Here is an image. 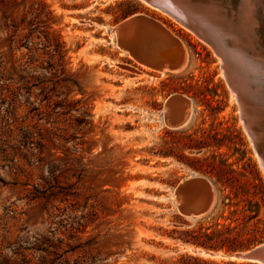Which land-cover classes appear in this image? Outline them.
Here are the masks:
<instances>
[{
	"label": "rangeland",
	"instance_id": "rangeland-1",
	"mask_svg": "<svg viewBox=\"0 0 264 264\" xmlns=\"http://www.w3.org/2000/svg\"><path fill=\"white\" fill-rule=\"evenodd\" d=\"M254 4L256 30L234 36L259 68L245 76L264 133V0ZM136 14L186 48L184 68L177 54L159 74L146 42L119 41L113 30ZM172 96L186 100L173 108ZM232 96L212 48L141 0H0V264H257L187 250L264 242V169Z\"/></svg>",
	"mask_w": 264,
	"mask_h": 264
},
{
	"label": "water",
	"instance_id": "water-1",
	"mask_svg": "<svg viewBox=\"0 0 264 264\" xmlns=\"http://www.w3.org/2000/svg\"><path fill=\"white\" fill-rule=\"evenodd\" d=\"M141 1L147 6L154 7L166 13L171 19H174V21L185 29H188L198 39L211 47L214 53L220 58L221 68L226 82L238 103L240 119L243 121L244 128L264 169V133L261 129V122L259 121V111L254 102L255 94L252 91L248 79H246L242 65V62H245V55L238 47V39L232 36L235 34L233 29H237V25L227 20V12L224 7V3H226L231 6V9L235 10L240 4V0ZM126 20L122 22V30L137 26L138 20ZM229 31L231 33L233 32L232 35H228L230 33ZM182 124V121L179 119L173 122L174 128H180ZM226 255L229 258H235L241 262L264 264V242L248 251L229 253Z\"/></svg>",
	"mask_w": 264,
	"mask_h": 264
},
{
	"label": "bare ground",
	"instance_id": "bare-ground-1",
	"mask_svg": "<svg viewBox=\"0 0 264 264\" xmlns=\"http://www.w3.org/2000/svg\"><path fill=\"white\" fill-rule=\"evenodd\" d=\"M256 1V0H255ZM255 1L254 0H240V4H239V6L236 8V10H237V12H239L240 13V15L238 16V17H236V20L238 21H236V24H237V29L235 28V29H233L234 31L233 32H235L236 34H238L239 35V37L241 36V37H243L244 38V40L247 42V40L245 39V37L247 36V34H253L252 32L254 31V30H256V20H255V18L253 17V15H255L256 16V9H255ZM261 1V0H260ZM257 3H258V1H257ZM260 3V2H259ZM259 3H258V6H259ZM264 5V4H263ZM150 7V6H149ZM151 8H153V9H155V10H157V11H160L161 13H163V14H165V15H167L166 13H164V12H162L161 10H159V9H156V8H154V7H151ZM168 16V15H167ZM143 17H145L144 15H142V14H136V15H133L132 17H130L129 19H127L126 21H131V20H138V23H137V26H135L134 28H133V26L132 27H130L129 29H125V30H122L121 29V25H122V23L121 24H119L118 26H116L115 27V29L113 30V33L115 34V35H117V37H118V39H119V41L121 42V43H123V44H125V46L126 47H128L127 45H132V46H136L137 47V49L139 50V48H140V46H143V44H144V42H146V44H147V46L146 47H148V49L147 48H145L144 46V48L146 49H142V47L140 48L141 49V51L142 52H144V50L147 52L146 54L148 55L147 57H148V61H145V62H143L146 66L145 67H147V68H152L153 67V69H154V66H153V64H160V66L159 67H157L156 68V66H155V68L156 69H158V71L159 72H161V73H159V74H165L164 72L165 71H170V69H172L173 67H171L169 64H167L168 63V60L170 61L171 59H173L174 57V55H177V54H179L177 57L180 59V62L182 61V65L180 66H177L175 69V71L177 72L178 70H180V69H182V68H184V66H185V62H187V61H185V60H187L186 59V48L184 47V46H181L180 44H179V42L176 40V38H174V36L167 30L168 28H166V30L164 29V28H162V26H161V24H160V26L159 25H157L156 23H154V22H152V21H150V20H147V19H145V18H143ZM147 17V16H146ZM256 18H257V16H256ZM152 20V19H151ZM154 20V19H153ZM174 20V19H173ZM125 21V22H126ZM261 26V25H260ZM263 26V25H262ZM253 27L255 28V29H253ZM252 28V29H251ZM264 28V27H263ZM259 29V28H258ZM188 30V29H187ZM230 33H228V35L229 34H231L232 35V33H231V31H229ZM260 33V32H259ZM262 34V33H261ZM234 38H235V36L234 35H232ZM231 39V38H230ZM179 40V39H178ZM232 40V39H231ZM243 40V41H244ZM251 40V39H250ZM250 40H248V41H250ZM263 41V40H262ZM259 42H261V41H259ZM241 43H242V41H241ZM246 44H248V43H246ZM261 44V43H260ZM259 44V45H260ZM145 45V44H144ZM249 45V44H248ZM263 45V44H262ZM243 47H244V45H242ZM241 46V47H242ZM256 47L255 48H257V46L258 45H255ZM119 47H121L120 46V44H119ZM139 47V48H138ZM238 47H240L239 45H238ZM246 47V46H245ZM244 47V48H245ZM185 48V49H184ZM261 48H262V46H261ZM123 49V48H122ZM134 49V48H133ZM186 51L185 53L183 52L184 50ZM242 49V48H241ZM259 49V48H258ZM264 49V48H263ZM127 50V49H126ZM138 50H137V52H138ZM245 50V49H244ZM262 50V49H261ZM133 51V50H132ZM254 51V50H253ZM256 51V50H255ZM243 52V51H242ZM250 52V51H249ZM258 52V51H257ZM256 52V53H257ZM129 53V52H128ZM139 53V52H138ZM183 53H184V55H183ZM247 53V52H246ZM256 53H254V56L256 55ZM139 54H141V53H139ZM143 54V53H142ZM141 54V55H142ZM251 54V53H250ZM264 54V53H263ZM136 55V54H135ZM145 55V54H144ZM144 55H142V56H144ZM245 55V54H244ZM259 55V54H258ZM262 55V54H261ZM260 56V55H259ZM177 57L175 56V58L177 59ZM140 58V57H139ZM143 58V57H142ZM179 59H178V61H179ZM244 59H245V62H242V65H243V67H244V71H245V73H247L246 71H247V69H248V71L249 72H252V71H258L259 70V68H258V66L255 64V63H253V64H251V63H249V61L250 60H247L245 57H244ZM146 60V59H145ZM175 60V59H174ZM258 60V59H257ZM177 61V62H178ZM141 62V61H140ZM176 61H175V64L177 63ZM179 62V63H180ZM174 63V62H173ZM189 63V62H188ZM258 63V62H257ZM261 63H264V62H261ZM172 64V63H171ZM259 65V64H258ZM263 65V64H262ZM142 66H143V64H142ZM158 66V65H157ZM263 68V67H262ZM146 69V68H145ZM264 70V69H263ZM262 70V71H263ZM149 71V70H148ZM151 71V70H150ZM173 71H174V68H173ZM183 71V70H182ZM152 72V71H151ZM181 72V71H180ZM158 73V72H157ZM261 75V74H260ZM249 77L251 78V75H249ZM263 77H264V75H263ZM248 78V77H247ZM246 78V79H247ZM255 78H256V75H255ZM258 78H260V77H258ZM257 79V78H256ZM257 82H258V79H257ZM260 82H261V80H260ZM250 83V82H249ZM261 84V83H260ZM251 85V84H250ZM252 88V91H253V93L255 92L254 90H253V87H251ZM262 88V87H261ZM263 89V88H262ZM264 91V90H263ZM255 94V93H254ZM262 94V93H261ZM180 96V95H179ZM173 97V96H172ZM176 97H177V95H176ZM184 97V96H183ZM234 99H235V95L233 94V96H232ZM177 98H179V97H177ZM175 99L174 97L172 98V99H175V100H172V99H170L171 100V102L170 101H168V102H170V104H172L173 102H177L178 101V99ZM181 99V98H180ZM184 100H186V99H184ZM183 100V101H184ZM183 101L181 102H179L180 104L181 103H183ZM262 101V100H261ZM168 102H167V105H168ZM188 101H186V103H187ZM188 103H190V102H188ZM169 104V105H170ZM175 104V103H174ZM176 104H178V103H176ZM180 104H178L177 106L179 107V105ZM191 105V104H190ZM172 106H173V104H172ZM176 106V108L177 109H175V110H177L178 111V109L179 110H181V108H183L184 107V105L182 104V106H181V108L179 107H177ZM192 106V105H191ZM170 106H168V108H169ZM173 108H175V106H173ZM188 108V107H187ZM189 108H192V107H189ZM188 108V109H189ZM184 109V108H183ZM182 109V110H183ZM260 109V108H259ZM182 110H181V112H180V118H182L181 117V115H183L182 114ZM185 110V109H184ZM183 110V111H184ZM170 111V110H169ZM166 112V111H165ZM168 112V111H167ZM166 112V113H167ZM169 113V112H168ZM174 113V112H173ZM175 113H177V112H175ZM184 113V112H183ZM172 114V113H171ZM172 115H174V114H172ZM171 115V117L173 118L174 116H172ZM189 115L190 114H188V117H189ZM262 115V114H261ZM177 116V115H176ZM175 116V117H176ZM170 117V118H171ZM178 117V118H179ZM261 117V116H260ZM172 118H171V121H172ZM187 118V117H186ZM173 119H176V118H173ZM182 120H183V118H182ZM187 120V119H186ZM168 121H170V120H168ZM185 122V121H184ZM186 123V122H185ZM170 124H172V127H174L173 126V123H170ZM205 181V180H204ZM184 185H185V182L183 183ZM204 184V183H203ZM190 185V184H189ZM210 185V184H209ZM207 186V185H206ZM186 188V187H185ZM196 188V187H195ZM212 189V188H211ZM182 191H183V189H181ZM188 190V189H187ZM208 190V189H207ZM213 190V189H212ZM181 191V192H182ZM189 191H190V189H189ZM204 191V190H203ZM185 192V191H184ZM190 192H192V191H190ZM190 192H188V193H190ZM207 193V192H206ZM213 192L211 191V194H212ZM182 194V193H181ZM193 194V193H192ZM189 195H191V194H189ZM209 197H210V195H208ZM184 197V196H183ZM190 197V196H189ZM205 197V196H204ZM208 197V198H209ZM213 197V196H212ZM186 198V197H185ZM184 198V199H185ZM191 198H192V196H191ZM189 199V200H187V201H192V199ZM202 198V197H201ZM206 198V197H205ZM207 199V198H206ZM179 201H181V203H185V201L183 200V198L182 197H180L179 198ZM203 202H204V200H202ZM187 203H189V202H187ZM210 203V202H209ZM212 203V202H211ZM186 204V203H185ZM189 205V204H188ZM207 211V210H206ZM190 217H192V216H190ZM183 250H186V249H184V248H182ZM189 252H191L192 254H199V255H201V256H203V257H207V258H210V259H213V260H216V259H218V260H221V259H224V260H235V261H238V262H241V261H239V260H237V259H235V258H229L228 257V255H226V254H224V253H221V252H212V251H208V250H206V249H204V250H202V249H198V248H195V247H193V246H191V247H189L188 249H187Z\"/></svg>",
	"mask_w": 264,
	"mask_h": 264
},
{
	"label": "trees",
	"instance_id": "trees-1",
	"mask_svg": "<svg viewBox=\"0 0 264 264\" xmlns=\"http://www.w3.org/2000/svg\"><path fill=\"white\" fill-rule=\"evenodd\" d=\"M126 3H130V2H126ZM212 111L213 112H216V113H218V112H220L221 111V109H220V107H216V108H212ZM167 133H169V134H178V132H167ZM189 138H190V142H193L194 140H193V138L191 137V136H188ZM211 139H212V142H213V144L214 145H217V146H221L222 145V143L220 142L221 141V139L219 138V133L217 132V133H214V134H212L211 135ZM203 141H201L200 142V144L202 143ZM204 146H198V145H194V144H189V145H187V148L188 149H201V148H203ZM157 154H159V155H163V156H175V153L171 150V151H164L163 149L162 150H159L158 151V153ZM180 160H182V159H180ZM188 162V164H189V166H191L192 168H195L196 169V167H195V165H193L192 163H190L189 162V160L187 161ZM213 170H215V169H212V171ZM197 244H200V245H205V243H198L197 241H195ZM212 247V246H211Z\"/></svg>",
	"mask_w": 264,
	"mask_h": 264
}]
</instances>
